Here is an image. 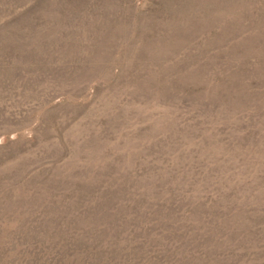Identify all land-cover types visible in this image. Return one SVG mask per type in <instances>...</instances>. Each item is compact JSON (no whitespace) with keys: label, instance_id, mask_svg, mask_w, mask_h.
I'll return each instance as SVG.
<instances>
[{"label":"rangeland","instance_id":"obj_1","mask_svg":"<svg viewBox=\"0 0 264 264\" xmlns=\"http://www.w3.org/2000/svg\"><path fill=\"white\" fill-rule=\"evenodd\" d=\"M0 264H264V0H0Z\"/></svg>","mask_w":264,"mask_h":264}]
</instances>
